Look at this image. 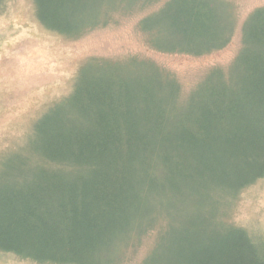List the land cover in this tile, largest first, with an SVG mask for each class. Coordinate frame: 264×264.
<instances>
[{"label":"trees","instance_id":"1","mask_svg":"<svg viewBox=\"0 0 264 264\" xmlns=\"http://www.w3.org/2000/svg\"><path fill=\"white\" fill-rule=\"evenodd\" d=\"M33 1L39 23L69 38L98 27L102 7L137 2ZM221 7L167 0L140 27L154 50L200 57L228 45ZM30 140L0 177V252L121 264L161 224L141 264H264V241L222 217L264 177V7L244 23L228 71L211 70L186 100L148 63L89 62Z\"/></svg>","mask_w":264,"mask_h":264},{"label":"rangeland","instance_id":"2","mask_svg":"<svg viewBox=\"0 0 264 264\" xmlns=\"http://www.w3.org/2000/svg\"><path fill=\"white\" fill-rule=\"evenodd\" d=\"M166 1L137 0L131 6L102 7L98 27L69 38L39 23L33 0H0V177L6 166L29 154L34 124L71 93L78 73L89 62L153 65L177 84L184 101L211 70L228 71L240 52L244 23L264 7V0H214L229 22L228 45L193 57L154 50L141 30V22ZM223 211L227 223L264 241V177L242 190ZM160 226L129 247L121 264H141L153 248ZM0 264L36 263L0 252Z\"/></svg>","mask_w":264,"mask_h":264}]
</instances>
